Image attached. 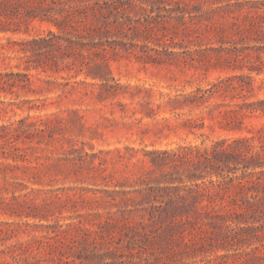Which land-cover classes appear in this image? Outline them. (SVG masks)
Here are the masks:
<instances>
[{
  "label": "rangeland",
  "instance_id": "rangeland-1",
  "mask_svg": "<svg viewBox=\"0 0 264 264\" xmlns=\"http://www.w3.org/2000/svg\"><path fill=\"white\" fill-rule=\"evenodd\" d=\"M0 264H264V0H0Z\"/></svg>",
  "mask_w": 264,
  "mask_h": 264
},
{
  "label": "trees",
  "instance_id": "trees-1",
  "mask_svg": "<svg viewBox=\"0 0 264 264\" xmlns=\"http://www.w3.org/2000/svg\"><path fill=\"white\" fill-rule=\"evenodd\" d=\"M243 143H245V144H244V151H245V153H247V154L252 153L251 148H250V145L246 144V140H245ZM230 148H231V149H230ZM224 153H225L226 156H230V157L233 156V153H234V146L232 147V146L229 145V148H227V149H226V152H224ZM234 156H235V155H234ZM256 156H257V155H256ZM256 156L251 155V157H256ZM245 159H248V158H245Z\"/></svg>",
  "mask_w": 264,
  "mask_h": 264
}]
</instances>
